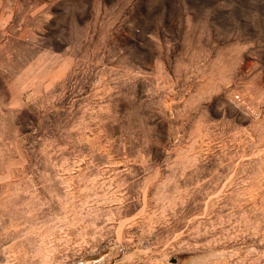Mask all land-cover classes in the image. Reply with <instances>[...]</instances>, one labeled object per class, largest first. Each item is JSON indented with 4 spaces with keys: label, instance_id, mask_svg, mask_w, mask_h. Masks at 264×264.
Returning <instances> with one entry per match:
<instances>
[{
    "label": "rangeland",
    "instance_id": "obj_1",
    "mask_svg": "<svg viewBox=\"0 0 264 264\" xmlns=\"http://www.w3.org/2000/svg\"><path fill=\"white\" fill-rule=\"evenodd\" d=\"M0 264H264V0H0Z\"/></svg>",
    "mask_w": 264,
    "mask_h": 264
}]
</instances>
